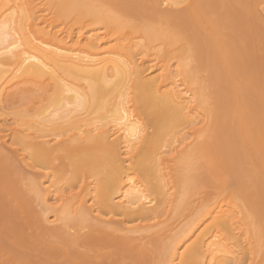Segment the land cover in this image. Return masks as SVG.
I'll use <instances>...</instances> for the list:
<instances>
[{
    "label": "bare ground",
    "instance_id": "6f19581e",
    "mask_svg": "<svg viewBox=\"0 0 264 264\" xmlns=\"http://www.w3.org/2000/svg\"><path fill=\"white\" fill-rule=\"evenodd\" d=\"M226 1L0 0L11 234L40 253L7 264H264V94Z\"/></svg>",
    "mask_w": 264,
    "mask_h": 264
},
{
    "label": "rangeland",
    "instance_id": "374dc122",
    "mask_svg": "<svg viewBox=\"0 0 264 264\" xmlns=\"http://www.w3.org/2000/svg\"><path fill=\"white\" fill-rule=\"evenodd\" d=\"M144 6H147V2H142ZM215 6L209 5L206 8L210 9ZM138 8V4L135 6ZM226 9L229 14L223 11ZM227 14L226 16H224ZM214 18L222 21V24L227 25V30H224L225 36L229 39H237V46L233 48V53L238 58L237 61L233 63V67L240 65L242 67L241 72H247L250 75L251 82L257 86L261 87L264 94V27L261 26V31L253 32L254 22L252 20H247L243 15V7L237 4V1L229 0L226 1L225 7L219 8L218 11L214 13ZM222 16H224L222 18ZM264 24V20L262 22ZM243 24V25H242ZM223 25V27H224ZM257 33V34H255ZM239 44V45H238ZM253 101L257 104L258 101L255 97H252ZM18 104V103H17ZM18 105H12V109ZM258 108V105H256ZM13 166L5 165L0 163V246L1 254H4L0 258V264H4L3 261H7V256H16L21 259L28 258L31 261H36L39 259V252L37 250H29L25 245L17 243L14 236L11 234L10 226L14 225L16 222L15 215H21V210L18 206L17 198H15L9 188L4 182H9L14 180ZM14 211L13 216L10 212Z\"/></svg>",
    "mask_w": 264,
    "mask_h": 264
},
{
    "label": "snow or ice",
    "instance_id": "6c2138e0",
    "mask_svg": "<svg viewBox=\"0 0 264 264\" xmlns=\"http://www.w3.org/2000/svg\"><path fill=\"white\" fill-rule=\"evenodd\" d=\"M12 7V5L10 4H7V5H4L3 6V9H2V13H8V10ZM170 5L168 4H165L164 5V8L167 9L169 8ZM171 7H181V5H172ZM0 13V14H2ZM10 15H14V14H11L9 13ZM7 18V17H6ZM4 30V26L3 25H0V31H3ZM43 211V209H41ZM44 220L47 221L49 219V216L47 214L44 215ZM54 223H58V222H54ZM262 254H264V248H262ZM5 264H7V262H5ZM13 264H32V262H29V261H18V262H13ZM44 264H76V262H69V261H54V260H49V261H46L44 262ZM81 264H86V262H81ZM158 264H175L174 261H167V260H161L158 262ZM213 264H215V262H213ZM247 264H254V261L252 260H249L247 261Z\"/></svg>",
    "mask_w": 264,
    "mask_h": 264
}]
</instances>
